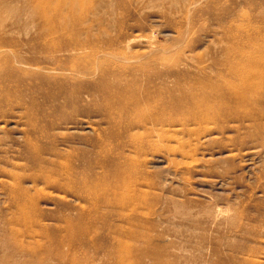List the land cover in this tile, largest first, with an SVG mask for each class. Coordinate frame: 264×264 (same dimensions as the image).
<instances>
[{
	"label": "rangeland",
	"instance_id": "obj_1",
	"mask_svg": "<svg viewBox=\"0 0 264 264\" xmlns=\"http://www.w3.org/2000/svg\"><path fill=\"white\" fill-rule=\"evenodd\" d=\"M47 1L0 0V264H264V0Z\"/></svg>",
	"mask_w": 264,
	"mask_h": 264
},
{
	"label": "bare ground",
	"instance_id": "obj_2",
	"mask_svg": "<svg viewBox=\"0 0 264 264\" xmlns=\"http://www.w3.org/2000/svg\"><path fill=\"white\" fill-rule=\"evenodd\" d=\"M31 1H34V0H31ZM52 1H53V0H52ZM62 1H63V0H62ZM73 1H74V0H73ZM35 2H36V1H35ZM49 2H50V1H49ZM49 2H48L47 0H39V3H45V4H46V7H47V5L49 4ZM55 2H57V1H55ZM74 2H75V1H74ZM33 3H34V2H33ZM51 3H52V2H51ZM59 3H60V2H59ZM59 3H58V4H59ZM34 4H35V3H34ZM36 4H37V3H36ZM55 4H56V3H55ZM62 4H64V3H62ZM62 4H61V5H62ZM75 4H76V3H74V6H75ZM51 5H53V4H51ZM59 5H60V4H59ZM40 6H41V5H39L38 7L41 8ZM44 7H45V6H44ZM55 7L57 8L58 6H55V5H54V8H55ZM61 7H62V6H61ZM36 8H37V7H35V9H36ZM48 8H49V7H48ZM50 8H51V7H50ZM50 8H49V9H50ZM58 8H59V7H58ZM62 8H63V7H62ZM71 8H72V7H71ZM73 8H74V7H73ZM33 9H34V8H33ZM45 9H46V8H45ZM45 9H44V10H45ZM40 10H41V9H40ZM54 10H55V9H54ZM66 10H67V8H66ZM68 10H69V9H68ZM68 10H67V12H68ZM45 11H46V13H47V11H50V10H45ZM45 11H44V12H45ZM69 11H70V10H69ZM33 12H34V11H33ZM36 12H37V11H36ZM36 12H35V13H36ZM39 12H41V11H39ZM39 12H38V13H39ZM53 12H54V11H53ZM75 12H76V10H75ZM46 13H45V14H46ZM60 13H62V12H60ZM47 14H48V13H47ZM47 14H46V16H47ZM57 14H58V12H57ZM62 14H63V13H62ZM71 14H72V12H71ZM73 15H74V11H73ZM37 16H41V15H37ZM52 16H54V15H52ZM64 16H65V15L63 14V17H64ZM68 16H69V13H68ZM49 17H51V16H49ZM49 17H48V18H49ZM59 17H60V16H59ZM74 17H75V16H74ZM48 18L45 17L44 20H46V19H48ZM41 19L43 20V17H41ZM58 19H60V18H58ZM42 20H41V21H42ZM44 20H43V21H44ZM49 20H51V19L49 18ZM70 20H71V19H70ZM43 21H42V23H45V24L47 23L46 25H48V24L50 23V22L48 23V22H43ZM46 21H48V20H46ZM52 21H54V20L52 19ZM57 22H58V21H57ZM60 22H62V20H61ZM71 22H72V21H71ZM73 22H74V21H73ZM73 22H72V23H73ZM58 23H59V22H58ZM62 23H63V22H62ZM50 24H51V23H50ZM52 24H53V23H52ZM58 25H59V24H58ZM58 25H57V26H58ZM71 26H72V25H71ZM55 27H56V26H55ZM55 27H54V28H55ZM58 27H59V29H60V26H58ZM66 28H67V27L64 26V29H66ZM70 28H71V27H70ZM62 29H63V28H62ZM48 30H49V29H48ZM54 30H56V28H55ZM57 31H58V30H57ZM62 31H63V30H62ZM62 31H61V32H62ZM64 31H65V30H64ZM66 31H67V30H66ZM66 31H65V32H66ZM71 31H72V29H71ZM65 32H63V33H65ZM53 33H54V32H53ZM55 33H56V32H55ZM68 33H69V30H68ZM71 33H72V32H70V34H71ZM45 34H46V33H45ZM56 34H57V33H56ZM58 34H61V33H58ZM118 39H119V38H118ZM120 39H121V38H120ZM122 39H124V38H122ZM53 46H54V45H53ZM53 46H52V48H53ZM57 47H58V46H57ZM45 49H46V48H45ZM48 49H49V47H48ZM55 49H57V48H55ZM50 50H51V49H50ZM241 50H242V48H241ZM256 50H257V49H256ZM48 51H49V50H48ZM51 51H52V50H51ZM231 51H232V50H231ZM251 51H252V50H251ZM242 52H243V51H242ZM253 52H254V51H253ZM256 52H257V51H256ZM261 52H264V51H261ZM237 54H238V52H237ZM237 54H236V55H237ZM230 56H231V55H230ZM232 56H234V55H232ZM263 56H264V55H263ZM237 57H238V55H237ZM263 58H264V57H263ZM237 59H238V58H237ZM238 60H239V59H238ZM240 60H241V59H240ZM240 62H241V61H240ZM262 62H264V60H263ZM248 63H249V62H248ZM250 63H251V62H250ZM252 63H253V62H252ZM231 64H232V61H231ZM243 64H244V62H243ZM245 65H246V64H245ZM231 66L234 67V65H231ZM259 66H260V65H259ZM233 67H231L230 69H232ZM234 68H237V67L235 66ZM234 70H235V69H233V71H234ZM230 71H231V70H230ZM237 71H238V70H237ZM261 71H262V70H261ZM263 74H264V70H263ZM236 75H237V74H236ZM232 76H233V75H232ZM242 76H243V75H242ZM198 78H199V77H198ZM228 79H229V78H228ZM254 79H255V77H254ZM255 80H256V79H255ZM116 81H117V80H116ZM227 82H228V81H227ZM262 82H263V81H262ZM211 84H212V83H210L209 85H211ZM219 84H220V83H219ZM219 84H218V85H219ZM143 85H144V84H143ZM194 85H195V84H194ZM61 86H62V85H61ZM61 86H60V87H61ZM69 86H70V85H69ZM72 86H73V84H72ZM206 86H207V85H206ZM211 86L213 87L214 84L211 85ZM215 86H216V85H215ZM225 86H226V85H225ZM60 87H59V88H60ZM70 87H71V86H70ZM73 87H74V86H73ZM75 87H76V86H75ZM209 87H210V86H208V89H209ZM219 87H220V85L218 86V88H219ZM223 87H224V86H223ZM223 87H222V84H221V87H220V88H223ZM226 87H227V86H226ZM62 88H63V86H62ZM69 89H70V88H69ZM73 89H74V88H73ZM156 89H157V88H156ZM212 89H213V88H212ZM215 89H217V88L214 87V90H213V91H215ZM224 89H225V87H224ZM226 89H227V88H226ZM226 89H225V90H226ZM252 89H253V88H252ZM65 90H66V89H65ZM65 90H64V91H65ZM74 90H75V89H74ZM74 90H72V91H74ZM209 90H210V89H209ZM218 90H221V89H217V91H218ZM228 90H229V89H228ZM72 91L70 90V94H71ZM253 91H254V90H253ZM171 92H172V91H171ZM207 92H208V91H207ZM226 92H227V91H226ZM60 93H61V92L59 91V94H60ZM220 93H221V92H220ZM202 94L204 95V93H202ZM209 94H210V93H209ZM209 94L207 93V95H208L209 98H210L211 95H209ZM214 94H215V93H214ZM228 94H229V93H228ZM231 94H232V92H231ZM231 94H229V95H231ZM60 95H61V94H60ZM64 95H66V94H64ZM71 95H72V94H71ZM71 95H70V96H71ZM220 95H221V94H220ZM237 95H238V94H237ZM205 96H206V95H205ZM205 96H204V100H205ZM217 96L220 97L219 95H217ZM217 96H215V97H217ZM67 97H68V96H66V99H67ZM192 97H193V96H192ZM201 97H202V95H201ZM213 97H214V96H213ZM240 97H241V96H240ZM69 98H71V97H69ZM69 98L67 99L68 101H70ZM185 98L187 99L186 96H185ZM196 98H197V96H196ZM211 98H212V97H211ZM231 98H232V97H231ZM118 99L120 100V98H118ZM188 99L190 100V98H188ZM193 99H194V98H193ZM193 99H192V100H193ZM197 99H198V98H197ZM201 99H202V98L199 97V100H201ZM226 99H227V98H226ZM199 100H198V103H200ZM204 100H203V102H204ZM211 100H212V99H211ZM214 100L217 101L218 99H217V98H216V99L213 98L212 101L215 103ZM227 100H228V99H227ZM245 100H246V98H245ZM245 100H243V101L245 102ZM124 102H126V101L124 100ZM130 102H131V101H130ZM138 102H139V101H138ZM138 102H135V103H138ZM190 102H191V101H190ZM201 102H202V101H201ZM205 102H206V100H205ZM209 102H210V101H209ZM220 102H221V104H222V103H225V102H223V101H220ZM230 102H231V99H230ZM236 102H237V101H236ZM117 103H118V102H117ZM192 103H193V102H192ZM194 103H195V102H194ZM218 103H219V102H218ZM218 103H217V104H218ZM227 103L229 104V102H227ZM227 103H225V104H227ZM121 104H122V102H121ZM196 104H197V103H196ZM230 104H231V103H230ZM233 104H234V103H233ZM130 105H131V104L127 105V107L130 106ZM192 105L194 106L195 104H191V106H192ZM197 105L199 106L200 104H197ZM202 105H203V104H202ZM207 105H208V104H207ZM215 105H216V104H215ZM238 105H240V103H238ZM246 105H247V103H246ZM246 105H245V106H246ZM250 105H251V103H250ZM122 106H123V105H122ZM125 106H126V104H125ZM205 106H206V105H205ZM213 106H214V105H213ZM233 106H234V105H233ZM233 106H232V107H233ZM247 106H249V104H248ZM119 107H120V106H119ZM132 107L134 108V106L131 105V110H132ZM200 107L202 108L203 106H200ZM208 107H210V105H208ZM217 107H218V105H217ZM223 107H224V106H223ZM223 107H222V109H224ZM227 107H228V106H227ZM229 107H230V109H232V108H231V105H230ZM229 107H228V109H229ZM237 107H238V106H237ZM242 107H243V106H242ZM192 108H193V107H192ZM205 108H206V107H205ZM205 108H204V110L207 111V109H205ZM214 108H215V107H214ZM220 108H221V107H220ZM225 108H226V106H225ZM240 108H241V107H240ZM243 108H244V107H243ZM134 109H135V108H134ZM199 109H200V108H199ZM208 109H209V108H208ZM212 109H213V107H212ZM237 109H238V108H237ZM117 110H118V109H117ZM119 110H121V107H120ZM125 110H126V108H125ZM131 110L129 109V111H131ZM201 110H202V109H201ZM204 110H202V111L204 112ZM209 110H211V109H209ZM233 110H234V109H233ZM199 111H200V110H199ZM217 111L219 112V110H217ZM203 112H202V114H203ZM209 112H210V111H209ZM209 112H207V113H209ZM212 112L215 113V111H212ZM218 112H217V113H218ZM190 113H192V112H189V116H190ZM210 113H211V112H210ZM229 113H232V112H229ZM237 113H238V112H237ZM195 114H196V113H195ZM215 114H216V113H215ZM215 114H214V115H215ZM218 114H219V113H218ZM235 114H236V113H235ZM210 115H212V114H210ZM192 116H193V115H192ZM196 116H197V115H196ZM197 117H198V116H197ZM210 117H211V116H210ZM215 117H216V115H215ZM194 119H195V117H194ZM206 119H207V118H206ZM97 190H98V189H97ZM85 193H86V192H85Z\"/></svg>",
	"mask_w": 264,
	"mask_h": 264
}]
</instances>
